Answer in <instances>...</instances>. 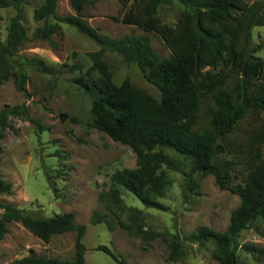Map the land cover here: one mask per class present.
<instances>
[{"label":"trees","instance_id":"16d2710c","mask_svg":"<svg viewBox=\"0 0 264 264\" xmlns=\"http://www.w3.org/2000/svg\"><path fill=\"white\" fill-rule=\"evenodd\" d=\"M87 1L70 0L75 12L58 14V0H44L33 9V18L43 19L44 24L30 35L23 21L26 0H0V7L15 9L6 25L5 39L0 41V84L12 79L18 90L26 92L28 74L15 60L20 46L33 38L55 45L52 35L60 23L75 27L99 47L87 52L91 59L87 68L79 62L69 64L70 71H79L71 80L90 97L93 125L112 139L128 144L136 154V166L116 169L110 176L108 189L99 192V199L117 215L118 224L129 231L134 229L135 234L143 231L141 208L129 207L130 222L119 215L117 209L123 210L120 187L133 193L144 206L164 209L160 197L172 182L164 166L174 168L175 164L168 154L155 148L167 146L189 159L190 168L184 178L188 188L195 183L194 173L213 174L220 187L229 188L240 197L224 230L201 224L185 239L211 240L212 256L217 264H243L236 253L238 247L255 253L260 260L264 247L253 242L240 244L239 236L254 220L264 221V153L250 156L247 171L236 183L233 160L219 159V155L225 149V136L246 113L264 112V58L254 53L263 43L251 45L253 26L264 24V0L251 3L246 0H178L182 7L173 30L165 39L170 49L168 56L154 49L146 32L111 36L101 31L87 20L88 15L84 13ZM172 1L120 0L125 11L121 16L112 17L146 31L149 26L144 16ZM108 50L119 53L126 62L135 63L143 76L159 88L160 98L135 85L128 77L121 82L114 81L105 58ZM238 57L242 59V75L230 87L227 80ZM22 62L40 66L29 58ZM16 115L29 117L26 104L0 108V138L10 126V117ZM29 119L37 123L34 118ZM39 125L42 129L47 127ZM11 191V181L0 175V193ZM0 208V239L9 231L10 221L22 223L45 242L55 234L76 231L72 259L30 253L6 264H91L84 257L82 238L86 225L75 222L73 211L41 215L34 209L4 201H0ZM101 221L110 230L116 226L107 213L94 210L91 222ZM168 245L169 258L179 259L183 250L178 235L174 234ZM96 247L109 253L116 264H139L115 253L106 244Z\"/></svg>","mask_w":264,"mask_h":264},{"label":"rangeland","instance_id":"374dc122","mask_svg":"<svg viewBox=\"0 0 264 264\" xmlns=\"http://www.w3.org/2000/svg\"><path fill=\"white\" fill-rule=\"evenodd\" d=\"M43 1L26 0L24 4L23 21L30 35L37 26L44 24L43 19L33 18V9ZM181 7L178 0L161 4L154 13L144 16V22L149 26L146 31L112 17L121 16L125 11L120 0H88L84 13L91 24L111 36L146 32L154 49L160 55L168 56L170 49L165 39L173 30ZM56 12L68 14L74 13L75 9L70 0H58ZM14 13L11 6L0 7V41L5 39L6 25ZM52 38L55 45L45 39L28 40L15 56L28 74L26 92L18 90L12 79L0 84V108L24 103L28 116L37 121L32 122L23 115L11 116L10 126L0 138V175L12 183L11 193H0V201L34 209L41 215L73 211L75 222L86 225L82 238L84 257L91 264H116L109 253L96 247L100 243L139 264H217L212 256L211 240L193 242L185 236L201 224L224 230L231 210L239 204V194L220 187L213 174L198 172L193 174L192 188H188L184 178L190 168L189 159L170 147L159 145L155 149L168 154L175 164L174 168L164 166L172 181L160 197L164 209L146 207L133 193L120 187L123 210L117 209L119 215L130 222L129 207L141 208L143 231L135 234L134 229L129 231L120 226L117 215L99 199V192L108 189L110 176L116 169L136 166V154L128 144L112 139L93 125L90 97L71 80V76L79 71L69 69L73 62L87 68L91 64L87 52L99 45L65 23H60ZM257 43L263 45L254 53L264 58V24L252 28L251 45ZM25 58L40 66L22 62ZM105 58L114 81L121 82L128 77L135 85L160 98L159 88L143 76L135 63L126 62L119 53L110 50L106 51ZM241 61L238 57L230 70L227 80L230 87L242 75ZM39 123L47 127L42 129ZM223 144L225 149L219 159L233 160V181L239 182L248 169L250 156L256 152L264 153V112L246 113L235 129L225 136ZM94 210L107 213L116 225L114 229H108L103 221L92 223ZM8 228L0 239V264L30 253L74 257L75 230L55 234L45 242L18 221H10ZM174 234L182 240L183 250L176 260L169 258L168 245ZM239 241L240 244L253 242L264 247V221L254 220L241 231ZM236 253L243 264L264 262V252L259 256L260 260L256 259L255 253L242 247H238Z\"/></svg>","mask_w":264,"mask_h":264},{"label":"water","instance_id":"95a60500","mask_svg":"<svg viewBox=\"0 0 264 264\" xmlns=\"http://www.w3.org/2000/svg\"><path fill=\"white\" fill-rule=\"evenodd\" d=\"M244 74H245V70H244Z\"/></svg>","mask_w":264,"mask_h":264}]
</instances>
